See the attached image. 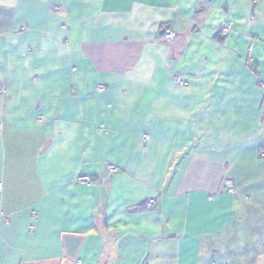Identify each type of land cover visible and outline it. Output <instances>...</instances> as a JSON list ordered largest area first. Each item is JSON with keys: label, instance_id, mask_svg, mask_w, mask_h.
<instances>
[{"label": "crops", "instance_id": "obj_1", "mask_svg": "<svg viewBox=\"0 0 264 264\" xmlns=\"http://www.w3.org/2000/svg\"><path fill=\"white\" fill-rule=\"evenodd\" d=\"M263 83L264 0H0V264H264Z\"/></svg>", "mask_w": 264, "mask_h": 264}, {"label": "built area", "instance_id": "obj_2", "mask_svg": "<svg viewBox=\"0 0 264 264\" xmlns=\"http://www.w3.org/2000/svg\"><path fill=\"white\" fill-rule=\"evenodd\" d=\"M233 28H234V23L232 21H224L219 26V33L221 35H227L233 30ZM174 36H175V34L171 30H166L164 32V37L167 40L173 39ZM249 62H251V60H249ZM173 83L177 87H181L182 88V87H186L189 84V79L186 76H183V75H175L173 77ZM261 88H262V90L264 92V83L261 84ZM144 139L147 140V137L144 136ZM261 154H264V152H261ZM108 171H109L110 174H112V173H114L116 171V167L110 165L108 167ZM76 181L79 184H82V185H91L92 184L91 178L88 177V176H79L76 179ZM224 185H225L226 188H228L229 191H232V183H231L230 180H225ZM2 189H3V184L0 181V194L2 192ZM155 205H156V201L155 200L151 199V200L147 201V206L153 207ZM211 264H229V263L214 262V263H211Z\"/></svg>", "mask_w": 264, "mask_h": 264}, {"label": "trees", "instance_id": "obj_3", "mask_svg": "<svg viewBox=\"0 0 264 264\" xmlns=\"http://www.w3.org/2000/svg\"><path fill=\"white\" fill-rule=\"evenodd\" d=\"M91 181H92V178H91Z\"/></svg>", "mask_w": 264, "mask_h": 264}, {"label": "rangeland", "instance_id": "obj_4", "mask_svg": "<svg viewBox=\"0 0 264 264\" xmlns=\"http://www.w3.org/2000/svg\"><path fill=\"white\" fill-rule=\"evenodd\" d=\"M112 166V165H111Z\"/></svg>", "mask_w": 264, "mask_h": 264}]
</instances>
